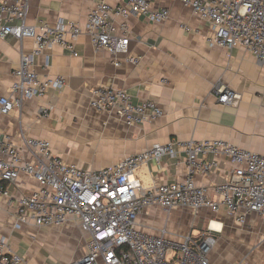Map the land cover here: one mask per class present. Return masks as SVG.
Masks as SVG:
<instances>
[{
	"label": "crops",
	"instance_id": "1",
	"mask_svg": "<svg viewBox=\"0 0 264 264\" xmlns=\"http://www.w3.org/2000/svg\"><path fill=\"white\" fill-rule=\"evenodd\" d=\"M99 2L116 6L123 0H26V24L54 27L60 21H73L83 26L87 14ZM148 2L152 8L168 9L169 18L161 24L142 17L127 20L129 56L139 59L136 65L121 56L115 67L113 56L95 50L85 34L75 43L76 57L61 46L34 56L31 69L39 77L61 76L65 86L58 92L49 91L42 99H25L20 107L1 116L0 141L21 148L23 137L47 140L55 156L85 171L108 168L170 140H221L264 155V65L242 48L228 52L209 47L204 40L208 24L180 0ZM118 24L119 20H114V25ZM34 46L31 39H0V96L9 93L21 54H31ZM215 86L238 93L237 105L219 104L213 93ZM98 88L123 90L134 103L153 101L163 115L127 126L115 115L89 106L91 92ZM47 106L51 110L42 115L41 110ZM203 159L211 168L205 174H196L195 183L210 189L223 184L233 168L229 159L221 154H208ZM136 177L143 187L186 180L185 155L146 163L136 171ZM7 188L14 201L20 194L30 195L38 186L34 179L21 175L14 186ZM210 197L217 199L212 191ZM232 222L223 209L213 214L204 208L197 212L176 208L167 214L157 207L145 210L137 220L141 232L158 236L164 231L168 239L188 234L196 239L201 232H210L217 242L208 256L210 264H264V238L256 241L259 234L264 237V217L248 214L242 226L247 232H232ZM214 223L219 225L218 231L212 229ZM226 231L259 246L246 253L239 246L224 247L218 238ZM0 237L28 264H73L86 253L85 237L75 224L19 228L14 204L9 205L1 196Z\"/></svg>",
	"mask_w": 264,
	"mask_h": 264
},
{
	"label": "built area",
	"instance_id": "2",
	"mask_svg": "<svg viewBox=\"0 0 264 264\" xmlns=\"http://www.w3.org/2000/svg\"><path fill=\"white\" fill-rule=\"evenodd\" d=\"M208 24L204 40L209 47L228 52L242 48L264 65V0H180ZM26 0H0V39L11 36L18 41L31 39L34 50L21 54L13 70L14 82L9 93L0 96V117L21 106L25 99H42L49 91L65 86L61 76L39 77L32 69L34 56L46 49L61 46L77 56L74 46L85 34L93 48L136 65L138 58L129 56L130 17H142L161 24L169 10L152 8L148 0H123L116 6L99 2L86 16L83 26L60 21L54 27L42 23L26 24ZM114 20L119 24L114 25ZM213 93L219 104L237 105L240 95L223 86ZM89 106L97 112L115 115L127 126L153 121L163 115L153 101L134 103L131 96L112 88L91 92ZM51 106L41 110L47 115ZM27 156H25V154ZM185 155L188 178L169 184L143 187L136 171L151 161ZM226 156L233 166L227 180L212 189L199 186L196 174L209 172L211 164L204 157ZM21 175L36 181L38 188L30 195L11 199L8 186ZM215 193L217 199L210 197ZM0 196L14 204L17 226L60 228L75 224L85 237V256L73 264H210L208 256L216 239L203 231L194 239L190 234L180 239L165 238V232L153 236L138 229L137 220L147 209L160 208L167 214L176 208L197 212L207 209L215 214L223 209L238 226H244L250 213L264 217V155L244 151L221 140L154 144L147 150L128 156L117 164L98 171H85L55 156L49 141L22 138L16 148L0 141ZM0 264H28L9 242L0 237Z\"/></svg>",
	"mask_w": 264,
	"mask_h": 264
},
{
	"label": "rangeland",
	"instance_id": "3",
	"mask_svg": "<svg viewBox=\"0 0 264 264\" xmlns=\"http://www.w3.org/2000/svg\"><path fill=\"white\" fill-rule=\"evenodd\" d=\"M219 215V214H218ZM222 219V218H221ZM231 225V224H230ZM230 227H232V229H230V230H233L232 232H234V233H236V231H238V232H247L246 231V227H238L235 223H234V221L232 222V225L230 226ZM196 231V230H195ZM194 231V232H195ZM227 233V235L225 234V235H221L220 236V238H218V241L220 242L221 241V244H223L224 245V247H227V248H229L230 246L231 247H237V246H239L240 248H242V250L244 249V251H242V252H244V253H246V252H249L250 250H252L253 249V247L254 246H256L257 244H255L254 242H252L250 239H246V238H243V237H239V236H234L232 233H230L229 231H226ZM230 235H233V237L232 236H230ZM241 236V235H240ZM219 237V236H218ZM263 236L262 235H258V240H257V238H256V241L259 243V241H261V240H263ZM79 243H81V241L79 242ZM240 244V245H239ZM216 245H217V242H216ZM257 246H259V245H257ZM262 247V246H261ZM260 249V247H258V248H256V250H259ZM245 262H242V264H244ZM237 264H239V262H237Z\"/></svg>",
	"mask_w": 264,
	"mask_h": 264
},
{
	"label": "bare ground",
	"instance_id": "4",
	"mask_svg": "<svg viewBox=\"0 0 264 264\" xmlns=\"http://www.w3.org/2000/svg\"><path fill=\"white\" fill-rule=\"evenodd\" d=\"M212 226V229L213 230H217L218 231V228H219V225H217L216 223H214L213 225H211Z\"/></svg>",
	"mask_w": 264,
	"mask_h": 264
}]
</instances>
